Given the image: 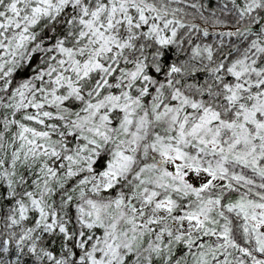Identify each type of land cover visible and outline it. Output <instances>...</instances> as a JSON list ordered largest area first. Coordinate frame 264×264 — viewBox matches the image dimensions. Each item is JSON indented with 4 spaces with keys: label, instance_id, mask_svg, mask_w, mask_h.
<instances>
[{
    "label": "clouds",
    "instance_id": "obj_1",
    "mask_svg": "<svg viewBox=\"0 0 264 264\" xmlns=\"http://www.w3.org/2000/svg\"><path fill=\"white\" fill-rule=\"evenodd\" d=\"M11 4L0 264H264V129L243 120L254 107L264 119V0Z\"/></svg>",
    "mask_w": 264,
    "mask_h": 264
},
{
    "label": "snow or ice",
    "instance_id": "obj_2",
    "mask_svg": "<svg viewBox=\"0 0 264 264\" xmlns=\"http://www.w3.org/2000/svg\"><path fill=\"white\" fill-rule=\"evenodd\" d=\"M42 2H43L44 5H47V4L50 3V0H42ZM10 7L12 8V10L14 12L18 13V9H16V0H12V4L10 5ZM49 10L50 9L48 7H42L40 3H37V4L32 6V13L34 14V16H38V14L41 13V12L48 13ZM13 19H14L13 17L9 16V17H7L4 20H0V25L6 26ZM30 22H34V20H32ZM80 22L82 24H91V21L86 19L84 16L80 17ZM16 23H19V21L17 20ZM25 32H26V29H22L20 33L16 34V44H17V46H20L22 44L23 40L28 38L27 35L25 34ZM80 35L83 36L84 33L81 32ZM3 47L7 48V47H9V45L5 44V45H3ZM56 49H57V51L59 53H61V60H60L61 63H63V55L71 54V52H72V49L66 46L65 42L63 41V39L57 41ZM84 64H85V67H84L83 71H84V74H86L87 71H88V68H89V61L85 60ZM78 65H79V61H74L73 66L75 67V70L79 72L80 68H79ZM96 66H99V61H96L95 63L91 64V67H96ZM61 76H62V73H57V75L53 77V80H57L58 81L61 78ZM225 87H228V85H225ZM241 107L244 108L243 105H241ZM260 116H261V112L257 111L255 107L252 108V109H247L246 108L244 110V113H243V120L244 121H251L252 123H254L256 125L257 129L260 130V129H264V119H260ZM227 123L230 126L231 125H237L236 135H237L238 138L247 139L246 126H245L244 122H239L237 124L236 121H228ZM205 142L207 143V141H205ZM162 147H172V146L168 145V146H162ZM180 154H181L180 153V149L176 148L175 149V153H174L175 157L179 158ZM118 155L123 156L125 161L131 159V157H129V156L123 154V153H118ZM164 155L168 156V155H170V153L168 151H164ZM105 187L107 188V187H109V185L105 184ZM249 203H252V202L237 201L236 202V206H238L242 210H244V209L247 208V205ZM228 206L231 207L232 205H228ZM261 207H264V205H261ZM260 216L264 217V213H261ZM187 218L188 219H195V220H197L199 222V217L198 216L188 215ZM252 218L257 221L255 227H259V225L261 223V220L257 219V216H256L255 213L253 214ZM221 235H225V234L221 233ZM258 240H259V238H258ZM259 242L260 243H264V241H259ZM244 251H247V249H244ZM93 262H95V264H104V261L102 259H97L96 257H93V256L89 255L88 264H93Z\"/></svg>",
    "mask_w": 264,
    "mask_h": 264
}]
</instances>
